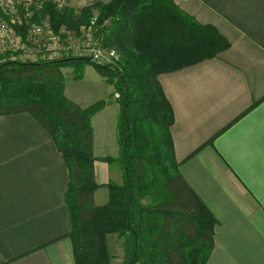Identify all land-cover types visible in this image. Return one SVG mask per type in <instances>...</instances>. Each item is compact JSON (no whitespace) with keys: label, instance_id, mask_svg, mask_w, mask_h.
I'll use <instances>...</instances> for the list:
<instances>
[{"label":"trees","instance_id":"1","mask_svg":"<svg viewBox=\"0 0 264 264\" xmlns=\"http://www.w3.org/2000/svg\"><path fill=\"white\" fill-rule=\"evenodd\" d=\"M45 14L55 30L66 26L79 35L80 26H92L108 55L103 62L70 56L0 63V115L31 114L67 163L76 264H112L107 236L127 233L133 237L128 264H206L216 218L180 170L171 133L174 108L158 76L216 57L229 41L174 0H108L62 9L48 4ZM83 62H92L114 85L120 104L119 156L107 160L118 163L122 182L108 184L104 205L95 202L92 118L106 101L83 107L66 94L61 71L72 64L82 74Z\"/></svg>","mask_w":264,"mask_h":264},{"label":"crops","instance_id":"2","mask_svg":"<svg viewBox=\"0 0 264 264\" xmlns=\"http://www.w3.org/2000/svg\"><path fill=\"white\" fill-rule=\"evenodd\" d=\"M98 1L108 0L68 3ZM174 1L229 41L216 57L158 76L174 108L180 170L216 218L206 264H264V0ZM114 96L99 99L106 105L92 118L97 205L108 202V184L122 175L107 160L120 151L118 129L106 128L118 124ZM68 185L67 163L49 131L27 112L0 115V264H76ZM107 245L112 264H128L131 233L109 234Z\"/></svg>","mask_w":264,"mask_h":264},{"label":"built area","instance_id":"3","mask_svg":"<svg viewBox=\"0 0 264 264\" xmlns=\"http://www.w3.org/2000/svg\"><path fill=\"white\" fill-rule=\"evenodd\" d=\"M48 4L59 9L69 6L68 0H0V63L70 56H87L103 62L105 58L92 26H80L79 35L66 26L55 30L45 14Z\"/></svg>","mask_w":264,"mask_h":264},{"label":"rangeland","instance_id":"4","mask_svg":"<svg viewBox=\"0 0 264 264\" xmlns=\"http://www.w3.org/2000/svg\"><path fill=\"white\" fill-rule=\"evenodd\" d=\"M95 13H97V11ZM101 55L104 56L105 59L108 56L104 51H102ZM75 68L76 66H73L72 64L61 68L65 79V92L69 97L73 98L81 105L95 102L106 95H108L109 101H115L114 85L106 82V79L98 72L92 62L84 63L82 74H80V72ZM102 117L103 112L100 113L101 119H97L95 121L98 136L104 135L103 129L105 125ZM105 118L107 119V116ZM106 128L109 129L110 132L113 129H118L116 122H114L112 125L110 124V128L107 126ZM98 143L99 148L105 147L102 137L98 140ZM119 179V182L121 183L122 175H120Z\"/></svg>","mask_w":264,"mask_h":264},{"label":"water","instance_id":"5","mask_svg":"<svg viewBox=\"0 0 264 264\" xmlns=\"http://www.w3.org/2000/svg\"><path fill=\"white\" fill-rule=\"evenodd\" d=\"M69 59H72V58H67V60H69ZM88 60L91 61L90 58Z\"/></svg>","mask_w":264,"mask_h":264}]
</instances>
